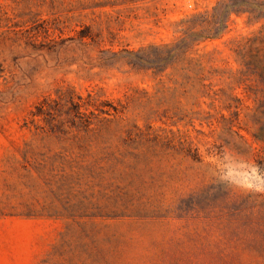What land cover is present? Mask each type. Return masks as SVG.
I'll return each instance as SVG.
<instances>
[{
  "label": "rangeland",
  "instance_id": "obj_1",
  "mask_svg": "<svg viewBox=\"0 0 264 264\" xmlns=\"http://www.w3.org/2000/svg\"><path fill=\"white\" fill-rule=\"evenodd\" d=\"M0 264H264V0H0Z\"/></svg>",
  "mask_w": 264,
  "mask_h": 264
},
{
  "label": "trees",
  "instance_id": "obj_2",
  "mask_svg": "<svg viewBox=\"0 0 264 264\" xmlns=\"http://www.w3.org/2000/svg\"><path fill=\"white\" fill-rule=\"evenodd\" d=\"M208 14H196L191 16L190 18L182 21L183 24L187 26H191L190 30L195 28L196 25H202L206 24L205 30L201 33L204 35V38H210L213 36H216L219 32H222L225 28V24H220L218 25V22L213 19L211 15V20H208ZM189 30V28H188ZM155 50V55H154V61L150 62V65L153 69L160 70L161 72L166 70L167 68L173 66L175 63L174 58L171 56H174V54L177 52L179 49V45H168L164 44L161 46H155L153 48ZM160 66V69L159 67ZM90 96V95H89ZM52 104L56 106H66L67 111L65 112L67 115L74 113V117H78L80 119V116L83 114L80 112L81 108L83 107H89V106H94V104H90L89 101H84L83 98L80 96H76V98L73 95H68V96H62L60 93L57 92L56 98H51V97H46L43 98L42 101H40L36 106H35V112L32 113L33 117H41V116H46L53 114L52 112ZM95 107V106H94ZM96 109L101 113V114H110L109 111L100 109L96 106ZM239 135V134H238ZM240 138H243L240 136ZM214 192V188L212 189ZM210 195V198L206 202V209L209 212H212V209H215L217 207L220 208L221 211L224 209H227V205L229 203L231 204L230 206L233 207V212L230 214L229 217H233V219L236 220V217H238V214L242 208L240 201L238 200H231L229 197L226 198H219L217 196V193H207ZM219 210V212H221ZM207 212V213H209ZM242 225H246V222H242Z\"/></svg>",
  "mask_w": 264,
  "mask_h": 264
}]
</instances>
